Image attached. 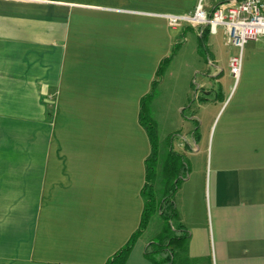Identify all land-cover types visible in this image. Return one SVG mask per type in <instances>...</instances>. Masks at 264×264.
Segmentation results:
<instances>
[{
  "label": "crops",
  "instance_id": "1",
  "mask_svg": "<svg viewBox=\"0 0 264 264\" xmlns=\"http://www.w3.org/2000/svg\"><path fill=\"white\" fill-rule=\"evenodd\" d=\"M152 2L0 0V264H106L139 230L152 153L142 102L157 82V104L187 60L178 51L158 78L187 38ZM255 42L256 63L238 80L227 67L238 98L223 134L236 143L217 149L210 178L194 160L198 117L184 112L199 91L208 102L224 66L186 63L184 94L171 96L188 167L175 195L188 264H264V39ZM148 228L126 264H152Z\"/></svg>",
  "mask_w": 264,
  "mask_h": 264
},
{
  "label": "rangeland",
  "instance_id": "2",
  "mask_svg": "<svg viewBox=\"0 0 264 264\" xmlns=\"http://www.w3.org/2000/svg\"><path fill=\"white\" fill-rule=\"evenodd\" d=\"M154 1L155 2L152 3L155 4V8H151L149 9V11L153 13L158 12L176 16L193 15L195 5L197 2H199V0ZM158 1L159 3H156ZM203 4L206 8L209 6L214 7V5H216V0H204ZM199 30L201 29L193 28L191 26H187L185 28L184 32L186 34L187 40H185V38L183 37L182 40H180L176 44V53L178 51L184 52L183 55L187 57V60H185V62H181V60L176 61L173 68L175 77L172 79L167 77L164 85V90L161 93V99H159V102L157 104L154 103V98L150 101L149 118L155 124L156 140H158L159 142V150L163 153L162 156L160 155V171L163 170V166L169 159L168 153L170 152V150H173L176 154L180 155L179 152L175 149L177 148V145L179 143L178 140L181 141L183 132L174 133V128L178 127V112L171 96H175L176 94L179 96L180 92L181 94H184L183 89L178 91L175 90V88L178 87L177 82L181 80L179 79V77H185V73L181 72V68L186 63L191 64L192 66H194V64H197L198 67L203 66V64H214L216 63L215 61L217 58L218 63L224 66V78L222 81H220L221 84L213 82L212 93L209 95L210 98L208 102H206L205 96L199 91L198 96L201 97V99L197 100L194 97L193 102L189 105V107H186L184 112V118L186 117L189 119L193 114L197 115L198 117L197 121L192 122V124L195 126L193 135H195V139L200 150L199 155L194 160L198 162V167L202 171L205 170L208 173V178H210L212 162L216 154H218L217 149L222 145L227 144L231 146L236 143V140H234L233 138L224 136L223 129L228 116L236 107L238 98V93H236L238 86H236L235 90L232 92V87L234 86L235 79L228 77L229 70H227V67L229 65L230 58L233 55L238 54L239 50L234 46L228 45L225 34L222 30H219L217 35L207 34L204 40L198 38L199 36L197 35V32H199ZM258 46L259 44L256 42H250L245 46L244 65H247V63H256H251V61H249V56L251 55L254 48ZM195 49H198V58H195L193 55ZM176 53L173 55V57L176 55ZM168 68L166 70H168ZM164 76L161 78V80H163ZM193 91L196 93L198 92L195 83L193 85ZM154 92H157V89H155ZM225 101L226 103H228L225 107H223V103H225ZM182 124L183 123L181 121L180 125ZM194 146L196 147L195 144ZM164 174L165 169L162 171V173H160L157 185L155 187L158 197L157 199L162 197V191L166 186ZM150 223L151 224L149 225L144 239L151 241L156 239L161 233L163 221L157 214L151 218ZM172 224L174 228H177L176 221H174Z\"/></svg>",
  "mask_w": 264,
  "mask_h": 264
},
{
  "label": "trees",
  "instance_id": "3",
  "mask_svg": "<svg viewBox=\"0 0 264 264\" xmlns=\"http://www.w3.org/2000/svg\"><path fill=\"white\" fill-rule=\"evenodd\" d=\"M225 1L226 0H222V3ZM207 34H210L208 28L203 30L201 39L204 40ZM176 50L177 46L173 50L172 55L161 62L157 72L159 79L164 76ZM156 88L157 82H154L151 94L142 102L140 115L141 124L149 133L152 144V153L146 162V183L142 191L144 210L141 224L139 230L135 232L131 240L106 264H126L136 242L148 228L151 218L157 214L163 221L162 231L147 247L146 257L152 264H188L184 256L188 252L189 233L182 226L174 228L172 224L179 219V213L175 204V195L187 176L188 167L184 163L183 157L176 154L173 150H170L168 153L169 159L163 166V170L165 169L164 179L166 181V186L162 191V197L159 199H157L158 197L155 189L160 173L163 171H159L160 150L159 142L156 140L155 135V124L149 118V104L154 98V90Z\"/></svg>",
  "mask_w": 264,
  "mask_h": 264
},
{
  "label": "built area",
  "instance_id": "4",
  "mask_svg": "<svg viewBox=\"0 0 264 264\" xmlns=\"http://www.w3.org/2000/svg\"><path fill=\"white\" fill-rule=\"evenodd\" d=\"M199 0L193 15H166L174 29L191 26L208 28L211 35L224 30L228 45L234 46L239 53L229 60L231 74L238 80L244 65V49L250 42L264 39V0H226L209 12Z\"/></svg>",
  "mask_w": 264,
  "mask_h": 264
}]
</instances>
